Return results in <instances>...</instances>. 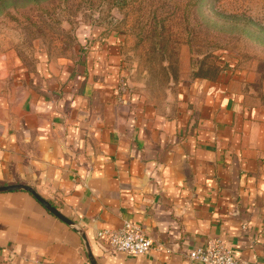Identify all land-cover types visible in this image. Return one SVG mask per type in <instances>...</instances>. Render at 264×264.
<instances>
[{
    "label": "crops",
    "instance_id": "obj_1",
    "mask_svg": "<svg viewBox=\"0 0 264 264\" xmlns=\"http://www.w3.org/2000/svg\"><path fill=\"white\" fill-rule=\"evenodd\" d=\"M103 43L32 70L8 54L0 186H32L85 231L98 264H201L188 256L216 241L264 264V82L233 69L179 82L161 102L119 95L122 48ZM125 221L162 249H105L97 232ZM86 261L80 235L33 195L0 193V264Z\"/></svg>",
    "mask_w": 264,
    "mask_h": 264
},
{
    "label": "rangeland",
    "instance_id": "obj_2",
    "mask_svg": "<svg viewBox=\"0 0 264 264\" xmlns=\"http://www.w3.org/2000/svg\"><path fill=\"white\" fill-rule=\"evenodd\" d=\"M98 42L122 48L119 95L134 88L161 102L179 82L233 69L262 84L264 0H0V92L9 53L32 70L90 56Z\"/></svg>",
    "mask_w": 264,
    "mask_h": 264
},
{
    "label": "built area",
    "instance_id": "obj_3",
    "mask_svg": "<svg viewBox=\"0 0 264 264\" xmlns=\"http://www.w3.org/2000/svg\"><path fill=\"white\" fill-rule=\"evenodd\" d=\"M97 236L102 241L103 247L114 254L145 256L155 247L158 250L162 249L160 245H155L138 223L133 221H125L118 229L98 231ZM188 258L201 264H248L237 259L233 251L219 241L194 250ZM84 264L90 263L86 261Z\"/></svg>",
    "mask_w": 264,
    "mask_h": 264
},
{
    "label": "water",
    "instance_id": "obj_4",
    "mask_svg": "<svg viewBox=\"0 0 264 264\" xmlns=\"http://www.w3.org/2000/svg\"><path fill=\"white\" fill-rule=\"evenodd\" d=\"M9 191H26L33 195L49 212H51L59 220L70 226L74 231H76L83 240L87 258L90 264H98L96 258L93 255L91 246L87 239L85 231L76 222L70 220L65 215H63L57 208H55L48 200L44 199L38 192L32 187L26 184H13L7 186H0V193Z\"/></svg>",
    "mask_w": 264,
    "mask_h": 264
}]
</instances>
